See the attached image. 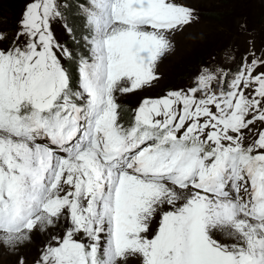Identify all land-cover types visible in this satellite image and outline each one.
<instances>
[{
  "label": "snow or ice",
  "instance_id": "6c2138e0",
  "mask_svg": "<svg viewBox=\"0 0 264 264\" xmlns=\"http://www.w3.org/2000/svg\"><path fill=\"white\" fill-rule=\"evenodd\" d=\"M64 7L31 0L0 30V248L25 264L40 232L36 264H264V55L123 121L194 10L80 0L76 51L52 31Z\"/></svg>",
  "mask_w": 264,
  "mask_h": 264
},
{
  "label": "rangeland",
  "instance_id": "374dc122",
  "mask_svg": "<svg viewBox=\"0 0 264 264\" xmlns=\"http://www.w3.org/2000/svg\"><path fill=\"white\" fill-rule=\"evenodd\" d=\"M248 1L251 7L259 8L261 6L264 9V0ZM28 2H31V0H0V22L4 21V19H2V17H4L6 20H9L10 23L14 24L13 27H10V30L3 31H11V35H15L17 22L20 20L25 5ZM61 2L66 7L68 0H61ZM230 2L231 0H183V3L187 7L194 10L193 23L186 26L183 31L177 32L172 37L173 48L158 62L156 72L159 79L153 82V86L135 93L125 94L120 98L121 117L122 113L132 116L133 110L139 106L144 98H158L165 95L170 90L186 89L191 85L193 78L197 76L202 69H208L212 72H216L217 69H220L227 72L234 66L235 55L233 52H235L236 55L237 52L225 49V51L217 53L216 48L205 58V62L201 66L199 63L197 65L195 64V57L201 51L202 47L211 43L207 41V38L216 36L215 33L217 28L215 25L212 22L209 24L206 23V14L209 13L210 8L220 3L221 7L217 8H224V11L228 13L230 18L224 21V25L228 26L232 19L231 28H233L235 11L242 3H239L237 7L234 8L233 5L229 4ZM12 5L16 6L12 7ZM18 7L19 10L17 12ZM9 9H13V11L16 12L14 14L5 13V11ZM237 22L238 20L235 21L236 24ZM65 23L67 27H65ZM7 28H9V25ZM249 28L254 29L255 26H249ZM68 29L70 28L67 19L52 24V31L55 39L68 49L77 51L76 47H80L81 34L77 36L75 30L69 32ZM0 30L2 29L0 28ZM226 30L225 28H221L219 29V33L228 37V32L226 34ZM238 38L241 51L247 55L249 61L252 59L249 55L250 51H254L257 55H264V36L260 37L259 32L243 31ZM3 46L7 47L8 45L4 44ZM192 65L193 67L188 71V68ZM185 75L188 76V79L184 80L182 77ZM122 120L125 121L123 118ZM156 227V224L152 225L153 231H155ZM48 238L47 233L41 234L40 232H34L31 240L25 242L23 246L19 248L18 254L24 257L25 264H36L40 256V250L48 241ZM17 260V255L9 254L6 250L0 248V264H17Z\"/></svg>",
  "mask_w": 264,
  "mask_h": 264
},
{
  "label": "trees",
  "instance_id": "16d2710c",
  "mask_svg": "<svg viewBox=\"0 0 264 264\" xmlns=\"http://www.w3.org/2000/svg\"><path fill=\"white\" fill-rule=\"evenodd\" d=\"M79 3H80V0H68V2L66 3V7L64 9V14L66 17L65 19H67L68 26L72 31L74 30L76 31L77 36L81 34V31H82L81 21L79 19V13L77 11ZM239 3H242V4L235 11V16L233 18L234 20L233 28H231L232 19L230 20L228 26L224 25V21L230 18H229L228 13L224 11L225 10L224 8H217V7H221L220 3H218L217 5H214L212 8L209 9V13L206 14V23L209 24L212 22L215 25V27L217 28V31L215 33L216 36H214L213 38H210V37L207 38V41H210L211 43L208 44L207 46L202 47L201 51L195 57L196 65L198 63L202 65L205 62V58H207L211 54V51L215 48L217 50V53L228 48L229 46L236 48L237 37L241 34L240 30H241L242 25H244L245 27L244 31L259 32L260 37L264 36V10L260 8L251 7L248 0H233V3L231 0L229 4L233 5V7L236 8ZM15 6L16 5H12V7H15ZM19 7L17 9V12L19 10ZM15 12L13 11V9H9L5 11V13H8V14H14ZM2 19H4V21L0 22V28L2 30H10V27L14 26V24L10 23L9 20H6V18L2 17ZM236 20H238L237 24L235 23ZM8 25H9V28H7ZM249 26H255V28L250 29ZM221 28L227 29L226 34L228 32V37L226 35H222L219 33V29ZM9 33H11V31ZM76 49L77 51H79L80 47H76ZM235 50L237 53L242 52V51H239L238 49H235ZM241 55H243V52L241 53ZM192 67L193 65L190 68H188V71H190ZM187 75L182 77V79L184 80L188 79ZM130 117H131L130 115L122 113V118L125 121L130 119Z\"/></svg>",
  "mask_w": 264,
  "mask_h": 264
}]
</instances>
